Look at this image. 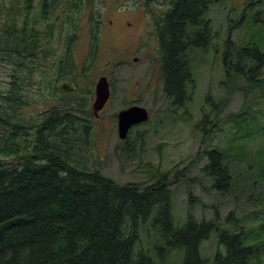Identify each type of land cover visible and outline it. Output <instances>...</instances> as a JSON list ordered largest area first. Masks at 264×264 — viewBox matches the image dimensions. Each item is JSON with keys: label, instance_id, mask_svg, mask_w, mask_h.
<instances>
[{"label": "trees", "instance_id": "obj_1", "mask_svg": "<svg viewBox=\"0 0 264 264\" xmlns=\"http://www.w3.org/2000/svg\"><path fill=\"white\" fill-rule=\"evenodd\" d=\"M144 1L167 3L159 17L151 14L157 17L153 30L162 92L174 109H180L195 89L188 52L210 45L207 15L220 0ZM6 2L0 0V65L25 76L27 84L20 78L12 89L0 92V264H166L177 250L182 257L178 264H207L201 247L211 237L216 242L211 264H264V224L245 230L239 219H230L231 213L221 226L217 209L210 219L188 213L178 224L172 207L175 174L118 184L93 163L88 165L91 142L86 132L91 123L87 111L80 117V107L72 106L76 103L68 98L50 110L21 118L22 98L33 88L30 80L41 72L40 58L46 56L44 41L52 38L58 24L65 32L69 23L73 28L67 38L72 42L80 9L90 0ZM94 16L91 12L89 21ZM231 29L220 54L224 76L234 73L252 86L264 83V51L251 42L236 44ZM98 41L96 36L89 44L93 58ZM67 56L64 53L61 70L69 65ZM201 122L213 125L206 114ZM244 122L242 129L251 131L250 123ZM203 154L201 172L211 191L227 193L233 176L224 151L212 148ZM246 163L261 170L264 149ZM192 203L189 193V207Z\"/></svg>", "mask_w": 264, "mask_h": 264}, {"label": "rangeland", "instance_id": "obj_2", "mask_svg": "<svg viewBox=\"0 0 264 264\" xmlns=\"http://www.w3.org/2000/svg\"><path fill=\"white\" fill-rule=\"evenodd\" d=\"M165 6L167 3L159 5L156 1L146 5L144 0L84 2L72 42L67 38L73 28L69 23L64 25L65 32L58 24L52 38L44 41L46 56L40 58L41 72L30 80L33 88H28L27 97L22 98L25 105L20 109L21 118L50 110L59 100L68 98L76 103L72 106L80 107V117L82 111H87L91 126L86 140L91 144L87 145L86 163H93L105 177L118 184L145 183L158 174L171 172L178 179L171 188L178 224L188 213L197 219H210L217 209L221 226L231 213L230 219H239L245 230L262 225L264 163L261 170L253 169L246 160L264 149V83L257 81L252 86L234 73L225 77L220 54L230 27L231 40L236 44L251 42L264 51V0H220L211 6L207 15L212 27L210 45L188 52L195 89L180 109H174L162 92L157 59L153 22ZM91 12L95 19L89 21ZM151 12L156 14L153 18ZM32 13H37L35 5ZM96 36L98 49L93 58L89 44ZM64 53L68 54L69 65L61 70ZM1 68L0 92L12 89L20 78L27 84L25 76L13 68L0 65ZM67 69L70 70L64 72ZM101 77L107 78L111 95L106 106L94 112V87ZM132 105L145 109L148 119L134 125L120 140L117 114ZM203 114L213 125H203ZM244 120L250 123L251 131L242 129ZM126 148L131 151L127 153ZM212 148L224 151L233 176L232 188L222 195L211 191L201 172L205 164L203 151ZM189 193L193 197L190 207ZM144 237L141 235L145 247ZM215 245L214 237L202 244L201 254L207 264L213 263ZM180 260L177 250L166 264H178Z\"/></svg>", "mask_w": 264, "mask_h": 264}, {"label": "water", "instance_id": "obj_3", "mask_svg": "<svg viewBox=\"0 0 264 264\" xmlns=\"http://www.w3.org/2000/svg\"><path fill=\"white\" fill-rule=\"evenodd\" d=\"M94 102L92 109L94 112L100 111L109 97L108 83L105 77H101L94 87ZM148 118L147 111L140 107H130L119 112L117 116V131L120 140H124L128 130L136 124L146 122Z\"/></svg>", "mask_w": 264, "mask_h": 264}, {"label": "flooded vegetation", "instance_id": "obj_4", "mask_svg": "<svg viewBox=\"0 0 264 264\" xmlns=\"http://www.w3.org/2000/svg\"><path fill=\"white\" fill-rule=\"evenodd\" d=\"M107 81H108V80H107ZM108 85H109V82H108ZM110 95H111V90H110V85H109V99H110ZM109 99H108V101L106 102V104L109 102ZM106 104H105V106H106ZM105 106H104V107H105ZM132 106H133V105H132ZM104 107H103V108H104ZM100 111H101V110H100Z\"/></svg>", "mask_w": 264, "mask_h": 264}]
</instances>
